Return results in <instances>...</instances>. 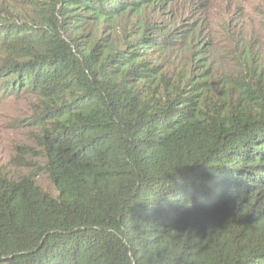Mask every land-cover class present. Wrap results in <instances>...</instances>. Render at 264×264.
Wrapping results in <instances>:
<instances>
[{
	"label": "trees",
	"instance_id": "trees-1",
	"mask_svg": "<svg viewBox=\"0 0 264 264\" xmlns=\"http://www.w3.org/2000/svg\"><path fill=\"white\" fill-rule=\"evenodd\" d=\"M176 1L0 0V97L33 111L0 264H264V38L243 6L214 32V0L159 24ZM31 155L56 195L12 169Z\"/></svg>",
	"mask_w": 264,
	"mask_h": 264
},
{
	"label": "rangeland",
	"instance_id": "rangeland-1",
	"mask_svg": "<svg viewBox=\"0 0 264 264\" xmlns=\"http://www.w3.org/2000/svg\"><path fill=\"white\" fill-rule=\"evenodd\" d=\"M198 0H177L175 3H171L166 5L165 8L156 10L152 15L155 16L159 24L163 26H174L180 25L181 27H185L191 24L194 21L200 20L201 12H199L196 16L193 17V13L190 15H182L178 18H174L175 9L178 8H186L189 7L190 4L196 2ZM208 0H203V2H207ZM213 6V10L207 15V19L210 22V25L213 26V31H217L219 35L225 33V18L223 11L224 7H232L239 11V9L243 7L247 10V20L249 23L254 24L255 27L251 29V27L247 28V36L252 35L255 32V29L258 24L259 31L256 34V37L259 39L264 38V0H214L211 2ZM195 10L200 9V7H195ZM150 12L149 10L147 13ZM241 17V15H240ZM235 18L234 24L237 30H239V22L241 18ZM224 18V19H223ZM246 32V31H244ZM217 54L216 50H212L208 55ZM219 54V53H218ZM217 54V55H218ZM220 57L222 53H220ZM32 109L30 108L29 100L23 98H17L16 96L8 95L0 97V161L3 164H10L11 157L14 154L13 146L19 143H28L32 144L30 141L31 134L33 129L31 127H25L23 122L20 121L25 117L33 114ZM34 144V143H33ZM31 158L30 165L13 168L18 171L22 170L24 172L33 170L36 173V178L38 184L48 192L56 195L58 193L56 187L52 184L50 179L46 174L42 173L40 170V166L42 164V160L39 156H28Z\"/></svg>",
	"mask_w": 264,
	"mask_h": 264
}]
</instances>
